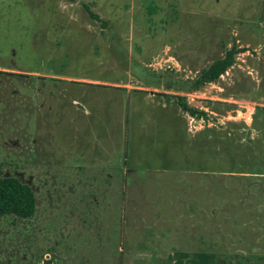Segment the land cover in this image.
I'll return each mask as SVG.
<instances>
[{"label": "rangeland", "instance_id": "374dc122", "mask_svg": "<svg viewBox=\"0 0 264 264\" xmlns=\"http://www.w3.org/2000/svg\"><path fill=\"white\" fill-rule=\"evenodd\" d=\"M3 177L0 264H264V0H0Z\"/></svg>", "mask_w": 264, "mask_h": 264}, {"label": "trees", "instance_id": "16d2710c", "mask_svg": "<svg viewBox=\"0 0 264 264\" xmlns=\"http://www.w3.org/2000/svg\"><path fill=\"white\" fill-rule=\"evenodd\" d=\"M232 65V53L216 62L204 73L205 80L214 81ZM36 208L32 189L16 178H0V218L14 216L28 219L34 215Z\"/></svg>", "mask_w": 264, "mask_h": 264}]
</instances>
